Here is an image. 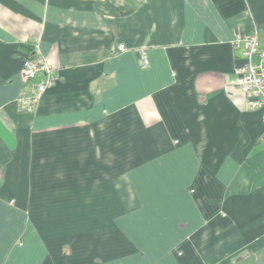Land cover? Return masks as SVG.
Returning a JSON list of instances; mask_svg holds the SVG:
<instances>
[{"label": "crops", "instance_id": "obj_1", "mask_svg": "<svg viewBox=\"0 0 264 264\" xmlns=\"http://www.w3.org/2000/svg\"><path fill=\"white\" fill-rule=\"evenodd\" d=\"M255 31L264 0H0V264H264ZM36 53L59 79L24 110Z\"/></svg>", "mask_w": 264, "mask_h": 264}, {"label": "built area", "instance_id": "obj_2", "mask_svg": "<svg viewBox=\"0 0 264 264\" xmlns=\"http://www.w3.org/2000/svg\"><path fill=\"white\" fill-rule=\"evenodd\" d=\"M234 48L240 49L244 64L237 69L236 87L248 98L251 109L263 111L264 123V46L259 33L239 35L234 40ZM120 51L126 50L120 45ZM142 69L150 66L145 49L138 50ZM23 90L18 103L24 110H32L41 102L47 90L59 79L56 67L41 54H34L24 60L21 68ZM264 140V135L262 137Z\"/></svg>", "mask_w": 264, "mask_h": 264}, {"label": "trees", "instance_id": "obj_3", "mask_svg": "<svg viewBox=\"0 0 264 264\" xmlns=\"http://www.w3.org/2000/svg\"><path fill=\"white\" fill-rule=\"evenodd\" d=\"M53 87H54V86H53ZM47 92H48V90L46 91V93H47ZM46 93H45V94H46ZM45 94H44L43 98L45 97ZM43 98H42V100H43Z\"/></svg>", "mask_w": 264, "mask_h": 264}]
</instances>
